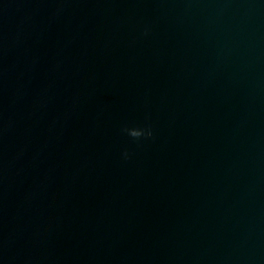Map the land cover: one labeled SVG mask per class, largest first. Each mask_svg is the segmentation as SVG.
<instances>
[{
	"label": "water",
	"instance_id": "1",
	"mask_svg": "<svg viewBox=\"0 0 264 264\" xmlns=\"http://www.w3.org/2000/svg\"><path fill=\"white\" fill-rule=\"evenodd\" d=\"M0 264H264V0H0Z\"/></svg>",
	"mask_w": 264,
	"mask_h": 264
},
{
	"label": "clouds",
	"instance_id": "2",
	"mask_svg": "<svg viewBox=\"0 0 264 264\" xmlns=\"http://www.w3.org/2000/svg\"><path fill=\"white\" fill-rule=\"evenodd\" d=\"M144 35L148 34V29H145ZM129 137L133 138L134 140H139L140 138H150L152 137L153 133L150 128H142V127H125L122 129ZM124 157L128 158V153H124Z\"/></svg>",
	"mask_w": 264,
	"mask_h": 264
}]
</instances>
